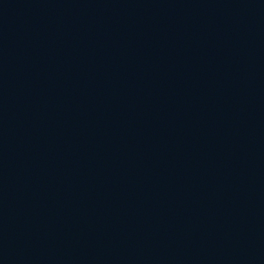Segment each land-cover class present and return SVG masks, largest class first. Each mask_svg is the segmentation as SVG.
I'll return each instance as SVG.
<instances>
[{
	"label": "water",
	"instance_id": "water-1",
	"mask_svg": "<svg viewBox=\"0 0 264 264\" xmlns=\"http://www.w3.org/2000/svg\"><path fill=\"white\" fill-rule=\"evenodd\" d=\"M0 264H264V0H0Z\"/></svg>",
	"mask_w": 264,
	"mask_h": 264
}]
</instances>
